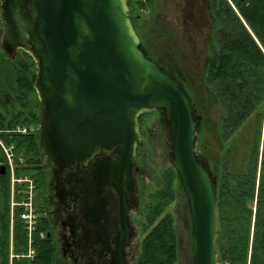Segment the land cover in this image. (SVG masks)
I'll return each mask as SVG.
<instances>
[{
  "label": "water",
  "instance_id": "water-1",
  "mask_svg": "<svg viewBox=\"0 0 264 264\" xmlns=\"http://www.w3.org/2000/svg\"><path fill=\"white\" fill-rule=\"evenodd\" d=\"M0 22L5 52L21 49L35 61L44 164L67 166L106 148L130 166L141 140L138 115L163 110L191 217L192 264H218L217 183L195 150L201 117L177 80L140 49L127 0H0Z\"/></svg>",
  "mask_w": 264,
  "mask_h": 264
},
{
  "label": "trees",
  "instance_id": "trees-1",
  "mask_svg": "<svg viewBox=\"0 0 264 264\" xmlns=\"http://www.w3.org/2000/svg\"><path fill=\"white\" fill-rule=\"evenodd\" d=\"M155 1L127 0V6L131 24L140 39V49L160 68L159 63L145 49L148 29L157 26ZM205 3L214 26L208 43L210 57L206 63L204 86L210 92V98L215 100L222 113L228 117L226 121L232 127L249 121L251 117L258 139L264 115V0H246L245 5L239 0H205ZM142 11L149 12L148 21L141 15ZM166 73L182 86L178 77ZM4 82L12 89V100L19 110L10 119L7 115L0 114V139L7 146L13 147L16 157L22 156L28 160V156H32L35 160L39 155L37 135L7 133L30 124L38 125V118L29 103L31 96L35 94L32 77L23 70L8 68L0 62V88ZM141 119L142 117H137L139 123ZM0 153L5 159L1 148ZM16 157L14 160L18 163ZM26 174L25 169H15V176ZM261 176L258 191L261 201L256 207L253 222L251 264H264V154ZM9 179V173L7 177L0 176V264H53L54 250L41 236L45 231L42 223L34 224L30 243L26 226L20 219V214L24 211L22 206L14 207L11 223ZM176 184H179L176 174L169 167L163 172L162 188L151 195L150 203L146 206L149 230L142 239L136 264H176L178 241L174 219L170 214L163 215L164 209L174 198ZM237 188L232 186L230 190L220 187L217 193L219 228L215 244L219 264H247L249 259L252 211L246 205V199H249L248 203H252L254 183ZM14 200L20 203L23 196L17 194ZM222 237L228 242L226 248L222 247ZM29 251L33 252L32 256H28ZM10 252L13 255L11 260Z\"/></svg>",
  "mask_w": 264,
  "mask_h": 264
},
{
  "label": "flooded vegetation",
  "instance_id": "flooded-vegetation-1",
  "mask_svg": "<svg viewBox=\"0 0 264 264\" xmlns=\"http://www.w3.org/2000/svg\"><path fill=\"white\" fill-rule=\"evenodd\" d=\"M12 92L4 82L0 88V108L8 119L16 113L10 105ZM34 115L40 122L42 107L40 114L37 112ZM226 120L228 117L222 112L216 122L204 118L207 152L217 139V177L207 161L203 164L210 176L216 179L217 191L220 187L239 189L253 182L254 199L251 202L254 201L257 207L261 201L258 191L264 154V115L258 139L252 122L232 127ZM34 126L23 127L25 132L18 134L37 135L38 144L39 125ZM248 126L250 132L246 131ZM135 152L134 162L130 166L123 164L121 156L113 149L106 148H98L89 158L67 166L53 162L44 164L40 151L35 160L32 156H28V160L22 156L16 157L12 151L11 163L0 153V176L7 177L8 173L10 177L15 176L16 168L25 169L27 173L21 183L30 195L29 205L35 216L33 224L42 223L45 231L41 236L54 250L53 264L137 263L148 225L138 188L139 169ZM15 157L18 163H15ZM248 200L246 205L250 206L252 203H248ZM252 242L253 234L248 244L247 264H251ZM222 247H228L223 237Z\"/></svg>",
  "mask_w": 264,
  "mask_h": 264
},
{
  "label": "rangeland",
  "instance_id": "rangeland-1",
  "mask_svg": "<svg viewBox=\"0 0 264 264\" xmlns=\"http://www.w3.org/2000/svg\"><path fill=\"white\" fill-rule=\"evenodd\" d=\"M154 6L157 11V26L148 29L145 49L159 63L160 69L180 79L181 87L187 92L189 100H192L195 114L201 117L195 147L196 155L201 162L207 161L209 163V168L211 167L214 171V176L217 177L215 167L218 161L217 139L207 152L204 130L206 123L204 118L206 120L209 118V120L216 122L220 119V113L222 112L215 100L210 98V92L203 83L207 59L210 57L208 43L211 39L212 27L214 26L213 18L207 10L205 0H156ZM141 15L147 21L149 20V12L142 11ZM3 39L4 29L0 22V62L8 68L23 70L34 80L36 65L33 58L21 49L16 50L12 55H8L3 49ZM35 94L31 96L29 103L32 111L40 114L41 106L36 91ZM11 101V104L10 102L9 104L14 107L13 110L15 112L18 111V106L14 104L13 100ZM2 113L3 109L0 108V114ZM138 116L142 117V119L140 123L138 122L141 140L139 145L136 146L135 152L136 166L139 169L137 182L141 202L146 210V206L150 203L151 195L162 188L163 172L169 167L172 168L169 148V122L165 118L164 111L160 109L145 111ZM248 122L251 123V120ZM249 127L246 128L248 132H250ZM32 128H35V126L33 125ZM0 141L3 142L1 139ZM3 146L7 149V153L11 155L12 161L11 146L4 145V143ZM24 178L25 176L12 175L9 179L11 223L15 206L24 208V211L20 214V219L22 214H28V212L34 216L33 208L27 206L30 203V195L25 191L26 189L21 183ZM173 193L174 198L164 209L163 215L170 214L174 219L178 241L176 264H192L191 217L187 199L180 184L174 186ZM17 194L23 196V200L20 203L14 200ZM23 203L26 204V207L22 205ZM250 207L252 216L249 236L252 239L256 211L254 201ZM32 255L33 252L31 251L28 256ZM12 257V252H10V260Z\"/></svg>",
  "mask_w": 264,
  "mask_h": 264
},
{
  "label": "built area",
  "instance_id": "built-area-1",
  "mask_svg": "<svg viewBox=\"0 0 264 264\" xmlns=\"http://www.w3.org/2000/svg\"><path fill=\"white\" fill-rule=\"evenodd\" d=\"M9 132L10 133H20V132H25V129L24 128L23 129L17 128V130H11ZM0 146H1V148H2V150L4 152V154H5L8 162L11 163V158H10L11 155H9L7 153L8 151H7V149L4 148L3 143L1 141H0ZM22 205L26 207L25 203H23ZM27 206H30V205L28 204ZM29 211H31V210H29ZM21 219L23 220V223L25 224L26 229L28 231V239H29V243H30L31 242L30 235H31V232L33 231V221L35 220V216H33V214L31 215L30 212H28V214H22L21 215ZM30 253H31V251H29V254Z\"/></svg>",
  "mask_w": 264,
  "mask_h": 264
}]
</instances>
